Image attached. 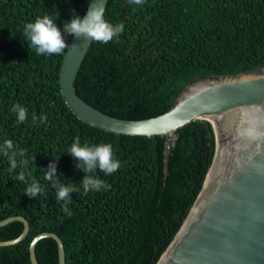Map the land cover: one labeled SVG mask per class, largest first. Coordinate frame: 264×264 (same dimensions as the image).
<instances>
[{"label":"trees","instance_id":"1","mask_svg":"<svg viewBox=\"0 0 264 264\" xmlns=\"http://www.w3.org/2000/svg\"><path fill=\"white\" fill-rule=\"evenodd\" d=\"M92 0H0V145L11 140L18 165L10 171L0 153V222L24 217L25 238L0 247V264H32L30 247L39 234L63 240L67 264H157L186 220L212 165L216 138L212 123L180 128L165 171V136H128L92 127L68 106L60 84L63 55H37L24 36L26 24L48 15L63 31L73 15L83 17ZM13 8V9H12ZM105 19L124 24L108 44L93 42L76 80L77 93L100 111L126 120H144L170 110L180 93L204 78L230 77L264 68V0H109ZM73 38L66 35V42ZM28 111L24 123L12 109ZM33 116L36 122H33ZM41 116L47 117L41 122ZM113 145L120 169L99 170L109 190L84 194L86 173L69 149ZM55 160L58 179L74 183L70 201H58L45 179ZM24 171L25 182L15 179ZM35 180L43 193L25 195ZM65 206L71 213L64 211ZM20 220L0 227V241L19 238ZM39 264H59L52 238L36 245Z\"/></svg>","mask_w":264,"mask_h":264},{"label":"water","instance_id":"2","mask_svg":"<svg viewBox=\"0 0 264 264\" xmlns=\"http://www.w3.org/2000/svg\"><path fill=\"white\" fill-rule=\"evenodd\" d=\"M108 2L103 0L105 11ZM71 44L76 46L67 50L60 73L68 106L83 122L107 132L165 136L167 175L176 132L198 120L213 125L216 149L202 190L157 264H264V68L196 80L167 112L144 120H126L100 111L79 96L77 76L93 41L82 36ZM129 122L137 123L130 128ZM14 220L24 223L22 235L0 241V247L17 244L28 234L29 223L21 216L1 221L0 227ZM43 238L57 242L59 264H67L63 240L49 232L33 240L32 264H39L36 245Z\"/></svg>","mask_w":264,"mask_h":264},{"label":"clouds","instance_id":"3","mask_svg":"<svg viewBox=\"0 0 264 264\" xmlns=\"http://www.w3.org/2000/svg\"><path fill=\"white\" fill-rule=\"evenodd\" d=\"M131 4L143 5L145 0H129ZM105 8L103 0H95L90 4V8L86 15L83 17L79 15H73V18L69 22L64 23L63 31L57 26L56 20L48 15H44L42 18L37 17L34 22L28 23L24 29V36L28 41L29 48L34 49L37 55H63L66 50H70L75 47V44H69L66 42V35L71 36L73 40L80 37H85L93 42L108 44L119 37L124 32V24H112L105 19ZM17 113V121L24 123L27 119L28 111L25 107L17 104L12 109ZM47 117L41 116L40 121L46 122ZM33 122H36V117L33 116ZM137 122H129V127H134ZM14 145L11 140H6L3 145H0V153L8 156L10 159L11 168L10 171L15 172L18 166H26L28 161L22 160L18 165L16 155H25L24 150H20L19 153L13 150ZM69 155L74 160L78 161L77 168L86 173L83 180L80 182L83 192L87 195L91 191H101L102 189L107 191L110 188L103 179L95 175L97 170L105 175H112L117 172L121 163L115 157L113 145L99 144L90 146L80 143L77 137L75 142L69 149ZM50 163L45 170V179L52 183L53 188L56 189V199L58 201H70L71 194L78 192L74 183L67 186L60 183L57 172V162ZM15 179L20 182H25L26 175L24 171H20L15 175ZM43 193V189L38 182L32 180V182L26 187L25 195L31 199H35L38 195ZM64 211L69 215L71 213L65 206Z\"/></svg>","mask_w":264,"mask_h":264},{"label":"bare ground","instance_id":"4","mask_svg":"<svg viewBox=\"0 0 264 264\" xmlns=\"http://www.w3.org/2000/svg\"><path fill=\"white\" fill-rule=\"evenodd\" d=\"M13 9V8H12Z\"/></svg>","mask_w":264,"mask_h":264}]
</instances>
